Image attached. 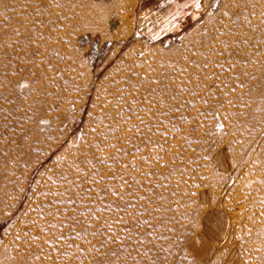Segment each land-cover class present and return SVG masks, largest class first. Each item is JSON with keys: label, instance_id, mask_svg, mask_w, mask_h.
Wrapping results in <instances>:
<instances>
[{"label": "rangeland", "instance_id": "374dc122", "mask_svg": "<svg viewBox=\"0 0 264 264\" xmlns=\"http://www.w3.org/2000/svg\"><path fill=\"white\" fill-rule=\"evenodd\" d=\"M240 1L0 0V242L140 56L136 143L76 196L41 264H264V4L245 29Z\"/></svg>", "mask_w": 264, "mask_h": 264}, {"label": "bare ground", "instance_id": "6f19581e", "mask_svg": "<svg viewBox=\"0 0 264 264\" xmlns=\"http://www.w3.org/2000/svg\"><path fill=\"white\" fill-rule=\"evenodd\" d=\"M257 4L263 6L264 0L232 3L235 7L232 17L235 21L241 20L246 29L251 14L244 17L242 12L256 11ZM95 12L92 8L90 13ZM140 62V56L124 57L117 75L99 97L94 121L85 127L80 139L67 144L51 169L42 173L44 183L40 191L29 198L14 225L3 235L0 264H41L52 258L54 242L67 238L75 225L77 212L71 215L69 211L72 204H77L76 196L91 188L126 145L136 143L128 120L136 110L145 108L151 95L146 71H142ZM67 133L58 136L49 151ZM46 154L32 164V170ZM16 206L17 203L14 208Z\"/></svg>", "mask_w": 264, "mask_h": 264}, {"label": "snow or ice", "instance_id": "6c2138e0", "mask_svg": "<svg viewBox=\"0 0 264 264\" xmlns=\"http://www.w3.org/2000/svg\"><path fill=\"white\" fill-rule=\"evenodd\" d=\"M193 2L195 3V5H196L197 7L200 6V0H193ZM226 2H231V0H226ZM227 14H228V13H225V15H227ZM143 224H144V225H149L150 222H149L147 219H145V220L143 221ZM140 239H141V241H143V237H140ZM138 254H139V253H138ZM106 260H107V254L98 257V258L96 259V264H106Z\"/></svg>", "mask_w": 264, "mask_h": 264}, {"label": "crops", "instance_id": "0c3cea01", "mask_svg": "<svg viewBox=\"0 0 264 264\" xmlns=\"http://www.w3.org/2000/svg\"><path fill=\"white\" fill-rule=\"evenodd\" d=\"M200 235H201V237L203 238V240L207 241V239L204 237L203 234L200 233ZM198 241H199V240H198ZM202 245H207V244H205V242H204V243L202 242Z\"/></svg>", "mask_w": 264, "mask_h": 264}]
</instances>
